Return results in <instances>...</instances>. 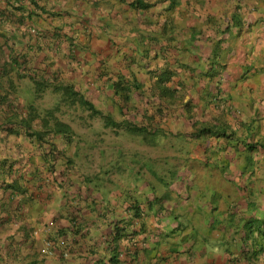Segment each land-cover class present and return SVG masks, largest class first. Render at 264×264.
I'll use <instances>...</instances> for the list:
<instances>
[{"label": "crops", "instance_id": "obj_1", "mask_svg": "<svg viewBox=\"0 0 264 264\" xmlns=\"http://www.w3.org/2000/svg\"><path fill=\"white\" fill-rule=\"evenodd\" d=\"M34 1L0 0V94H15L12 103L26 115L18 95L24 77L36 85L37 76L68 72L82 80L78 87L112 85L128 76L122 64L149 78L136 61L153 62L154 70L170 60V81L160 87L169 84L178 99H163L171 104L161 111L155 97L145 108L176 136L180 155L169 177L149 182L162 190L160 180L172 174L170 200L163 192L149 197L143 184L133 193L115 190L111 179L93 183L64 165L63 136L47 137L60 143L53 154L45 139L5 130L0 101V264H256L264 221V0H141L153 3L146 10L135 8L137 0ZM138 41L155 62L139 56ZM78 55L85 72L67 62ZM248 161L250 170L242 167ZM242 173L243 182L228 181ZM211 188H224L225 200L208 201Z\"/></svg>", "mask_w": 264, "mask_h": 264}, {"label": "rangeland", "instance_id": "obj_2", "mask_svg": "<svg viewBox=\"0 0 264 264\" xmlns=\"http://www.w3.org/2000/svg\"><path fill=\"white\" fill-rule=\"evenodd\" d=\"M137 1L139 2H137V6L135 8H140L142 10L147 9L141 5V0ZM216 19H218V13H216L215 15V20ZM140 42L141 41H138L136 45V47H138V50H142L140 51L139 56L143 60L150 61L154 58L155 62L156 57H152L153 54H149L148 51H145L146 47L141 46ZM133 55L134 50L131 49L129 51V54H127V59H130V57ZM67 58V62L73 64L78 69L84 70L85 72V63L83 64V62L85 61L84 57L78 55L72 57L71 60L70 57ZM109 59L110 56L105 57L104 61ZM142 63L144 62L138 61L137 63H135L138 64L136 67H141L142 74L144 70L147 71L146 75H149V79L135 77L133 73L135 72L136 74V71L134 70V72H131L132 70L129 69V67L126 68V64H122L123 68H120L121 70L125 69L127 71V74L129 75V77H127L129 79V81L126 82L127 85L134 84V82L138 81L144 86L146 84V87L144 88L146 92L143 91L141 86L136 87L134 85V89L136 91H132L131 97L128 100L122 99L121 96L117 94L116 91L118 88L114 81L112 85H110L109 81H105L104 85H99L97 81L92 80L89 84L85 85V83L83 82L82 85L84 86L81 85L80 87H78L77 82H82V80L78 81L75 78L72 79V76L69 75L68 72L67 75H65L63 78L56 77L54 80L52 79L51 83H48V85L46 86L47 88L42 92L34 89L31 91V93H27L29 91L27 90L29 88L27 86L33 85L36 88V85L33 84L32 78L21 77V84L19 86L22 87L20 88L21 90L24 89V93H18V95L22 100L21 103L22 106H24L27 115L32 111L30 106L33 105V110L38 113L40 117L48 118L51 123H54L55 117H57L58 119H61L62 121L72 126V139L70 141H66L63 139V160L65 161L64 165H68L70 168H73L74 173L78 174L79 177L84 174L86 175L87 180L99 184H101L102 181L111 179L112 183L114 184H112L110 187L113 186V189L115 190H123L124 192L129 193H133V189L136 186L143 184L144 186H146L144 191L147 192V195L149 197H151L150 193H153V197L155 196L154 194H156L155 192H157L158 194L163 192V196L167 197L170 200L172 195L168 190V187L172 186V174L171 180H160L161 182L159 183V185L160 189L162 190L155 191L153 189V183L157 185L159 180L158 178L161 176H170L166 173L172 169L171 164L174 163V158L176 159L177 155H180L179 152H177V140H174L176 136H173L172 140V134L167 136L166 134H162L163 130L161 128L159 130H156V128H154L153 131L149 134V138L147 139L144 135H138L130 132L129 130L134 131V124L136 123H146L142 120V115L146 114L145 104L152 102L149 100L151 97L147 94L149 91L148 88L150 87V83H148V81L152 82V89H158L160 87L162 79H164V76H166L167 71H171V68H173L174 65L170 60H165L162 64H160V62H156L157 65L164 66V69H162L161 67H157V69L155 68L154 70H150V68H153V66H151L153 62L150 63L149 67L143 65ZM204 64L207 65L208 63ZM116 74H118V72H116ZM119 76H121V74H119ZM42 78L43 75L41 76L40 80H42ZM61 82L64 85L72 86L73 89L78 92L77 96L79 98L82 97L94 103L97 109L103 113V115L93 111H88L84 109L80 104L72 105L64 103L62 101L63 93L54 91L55 83L58 85ZM91 82L94 83L91 84ZM56 107L59 108L57 109ZM50 109L54 111L53 114H50V112H48L50 111ZM14 114L15 112L9 113V115H12V118L10 119H16L14 117ZM125 119L128 120L125 121ZM37 121L43 122V120ZM115 121H123L124 123L122 122L121 125L117 127L113 125L109 126V124H112ZM9 126L11 125L4 126V129L8 130L7 128H10ZM15 129H17L19 134H25V132H23L24 128H18L17 126L15 127ZM56 136H58V134L51 135V137ZM186 142L188 144V141ZM246 142H248V140H244V143ZM55 143L59 148L60 143H58V141ZM245 146L249 147V144H245ZM188 151L189 149H187V152ZM249 158L251 159V157ZM242 167L250 170L252 168V163L248 161ZM225 171L226 170L223 169V173H225ZM243 175L244 173L237 174L236 176H231L234 179H229L228 181L241 183L243 182L245 177ZM228 176L229 175L227 174V178H230ZM184 178L186 179V177H182L181 175V180H184ZM187 180L188 184L191 185L188 177ZM120 181H124V183H120ZM243 184L244 183H242V185ZM183 187H187V183H185ZM247 187L250 186L248 185ZM255 188H257V186L254 183L252 189ZM110 191L112 190L109 189L105 194L106 198L110 195ZM206 191L211 194V196L209 195L207 197L208 201H210L215 194H219L222 201L225 200L224 188H211L207 189ZM162 194L158 195V197L161 198ZM249 194H251L252 197L260 196V194H257L256 192H250ZM196 197H199V195L197 194ZM195 201L197 200L195 199ZM175 202L176 199L174 203ZM194 205L197 204L194 203ZM214 221L217 223V226L221 225L222 227H225V222L223 220L219 221L218 217L214 218Z\"/></svg>", "mask_w": 264, "mask_h": 264}, {"label": "trees", "instance_id": "obj_3", "mask_svg": "<svg viewBox=\"0 0 264 264\" xmlns=\"http://www.w3.org/2000/svg\"><path fill=\"white\" fill-rule=\"evenodd\" d=\"M31 1H33L36 4V2L34 0H31ZM136 2H139V1H136ZM141 5L144 8H149L153 5V3L144 2V3H141ZM15 63L20 65V63L18 61H16ZM42 75H43V78H42L43 81L40 80ZM42 75L37 76V80L35 79L36 80V82H35L36 83V89L40 92L44 91L47 88L46 86L48 85V83L49 84L51 83V80L48 77H45L44 74H42ZM22 76H24V75L22 74ZM25 76H26V74H25ZM55 78H53V80ZM38 81H39V83H38ZM128 81L129 80H127V78L124 76L123 77L118 76V80L114 81V83H116L117 88H118L116 91L117 94H119L121 96V98L124 100H128L131 97V94L133 91L132 87H130V85L126 84V82H128ZM134 85L136 87H140L141 84L139 82H136V83H134ZM54 91H58L60 93H63L62 101L66 104H72V105L73 104H80L84 109H86L88 111H93V112H96L98 114L103 115V113L101 111H99L97 109V107L94 105V103H92L91 101H89L85 98H82V97L79 98L77 96L78 92L76 90H74L73 87L70 85H64L62 82L58 85L55 83ZM13 95H15V94H13ZM13 95L11 93H5L4 95L0 94V101H2L3 104L7 107V110L4 111V117L6 118L5 123L7 125H10L11 123H13V124H15L16 127L18 126V128H24L23 132H25V134L36 137V139L38 141L42 142V140L45 139V140H47L46 142H51V144L53 143L54 144V146H52V151H54L53 154L58 150L57 145L53 141H49L47 139V137H50L52 134H58V135L63 136L64 137L63 139L66 141H70L72 139V137H71V134L73 133L72 126H70L66 122L62 121L61 119H58L57 117H55V122L51 123V121L48 120V118L40 117V115L33 110L34 109L33 105L30 106L32 111L29 112L28 115L25 112L26 113V115H25L23 113L24 112L23 110L17 109L18 107L12 103V100H13L12 96ZM169 97H172V95H170ZM181 102H183V99H181ZM56 108L58 109L59 107H56ZM159 110H161L160 107H159ZM10 112H15L14 117L16 119H14V120L10 119V118H12L11 117L12 115H9ZM48 112H50V114H53L54 111L52 109H50V111H48ZM144 116L147 118L148 122H146V123L142 122V123L134 124L135 130L134 131L129 130L130 132L138 134V135H144L148 139L149 134L153 131L154 128H156V130L157 129L159 130L161 128L163 130L162 134L168 135V131H169L168 129L169 128L161 126L159 123L153 124V120L155 119L154 112L149 113V114L146 113V114H144ZM37 120H43V122L42 121L39 122ZM127 120L128 119H125V121H127ZM122 122L123 121H121V122L115 121L114 123L109 124V126L113 125V126L117 127V126H120ZM10 129L14 130L15 129L14 125L13 126L11 125ZM202 133L203 132L198 133V134H202ZM137 215H138V213H136V216ZM261 221L262 220L259 219V223H258V227H257L261 237L257 240H254L255 250H254V253L251 255L252 257L257 259L256 264H258V263L260 264V262H259L260 259L258 257H260L259 253L263 249L262 245H263V241H264V221H262V222ZM242 239H244V240L246 239L247 242H250V244H251V239L249 237L243 236ZM246 248H247V246H245L244 248L241 249V252L244 254V256L246 255ZM247 250H249V247ZM248 252L250 253V251H248ZM247 255H249V254H247Z\"/></svg>", "mask_w": 264, "mask_h": 264}, {"label": "clouds", "instance_id": "obj_4", "mask_svg": "<svg viewBox=\"0 0 264 264\" xmlns=\"http://www.w3.org/2000/svg\"><path fill=\"white\" fill-rule=\"evenodd\" d=\"M132 62H135V61H132ZM136 63H137V61H136ZM142 64H144V65H146L145 63H142ZM150 64H148V66H149ZM134 75H135V73H133ZM117 75V74H116ZM121 77H123L122 75H121ZM127 77H129V75L128 76H126V78ZM138 78V77H137ZM128 79V78H127ZM149 79V78H148ZM116 80H118V77L114 80V81H116ZM129 80V79H128ZM170 81V78H168V77H164V79H162V83H167V82H169ZM139 82V81H138ZM134 83H136V82H134ZM140 83V82H139ZM141 85V87H142V89H143V91L144 92H146L145 90H144V85L142 84V83H140ZM152 84V83H151ZM130 87H132V90L133 91H136L135 89H134V84H130ZM153 87L150 85V87L148 88V95L151 97L149 100L150 101H157V99L155 98V97H157L158 98V101H157V103H158V107H160L159 105H162L163 103H167V104H171V103H169V102H163L162 100L163 99H172V100H176V99H178V97H177V95L175 94V91H173V89L169 86V84H167L166 85V87H160V89H159V92H160V95H158V94H156L155 92H154V90L155 89H152ZM151 90H152V93H151ZM170 95H172V97H169ZM153 99V100H152ZM161 108V107H160ZM167 136H169V134L167 135ZM262 255H264V245H263V249H262ZM261 257V256H260Z\"/></svg>", "mask_w": 264, "mask_h": 264}]
</instances>
